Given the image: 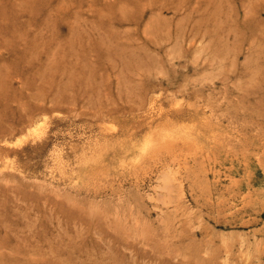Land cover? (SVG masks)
Returning <instances> with one entry per match:
<instances>
[{"label": "rangeland", "instance_id": "1", "mask_svg": "<svg viewBox=\"0 0 264 264\" xmlns=\"http://www.w3.org/2000/svg\"><path fill=\"white\" fill-rule=\"evenodd\" d=\"M0 264H264V0H0Z\"/></svg>", "mask_w": 264, "mask_h": 264}]
</instances>
